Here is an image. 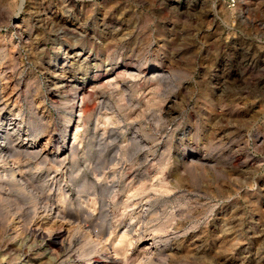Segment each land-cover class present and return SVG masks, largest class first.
I'll return each instance as SVG.
<instances>
[{"label":"rangeland","instance_id":"rangeland-1","mask_svg":"<svg viewBox=\"0 0 264 264\" xmlns=\"http://www.w3.org/2000/svg\"><path fill=\"white\" fill-rule=\"evenodd\" d=\"M0 108V264H264V0H0Z\"/></svg>","mask_w":264,"mask_h":264},{"label":"bare ground","instance_id":"bare-ground-1","mask_svg":"<svg viewBox=\"0 0 264 264\" xmlns=\"http://www.w3.org/2000/svg\"><path fill=\"white\" fill-rule=\"evenodd\" d=\"M258 2V1H257ZM73 3V2H72ZM257 4H255V6H256ZM43 9V8H42ZM42 11V10H41ZM66 11V10H65ZM68 11V10H67ZM188 12V11H187ZM38 13H40L41 14V12L39 11ZM51 21V22H50ZM49 22H50V24L52 25V24H54L53 23V21L52 20H50ZM64 30H65V28H64ZM93 78H96V75H94V77ZM95 80V79H94ZM89 84L90 83H88L87 85L85 84V83H83V84H80L79 86H75L76 88H75V93H74V100H76L77 98H79V96H81L82 97V95L84 94V93H86V90H87V87L89 86ZM71 86V84H68V87H70ZM74 88V87H73ZM4 108V107H3ZM1 109V108H0ZM88 107L86 106L85 107V110L86 111H88ZM2 116V115H1ZM10 125H14V126H16V124H15V122H13V121H11V124ZM2 127V126H1ZM10 128H11V126H10ZM16 130V129H15ZM22 133V132H21ZM19 136V135H18ZM9 138V137H8ZM12 138V137H11ZM3 139V138H2ZM8 140V139H7ZM6 140V141H7ZM13 141V140H12ZM66 143V142H65ZM3 144V143H2ZM7 146H8V144H6ZM5 145V146H6ZM10 145H11V143H10ZM0 147V154L2 155V153H5V152H7V150H8V147ZM34 146V145H33ZM9 149H10V147H9ZM13 149H15V150H19L18 151V153L20 152H25V153H29V154H32V155H36V157L38 156V157H40V156H43V154H44V151L43 150H41V151H36V150H34V147H32V145H30V146H28L27 145V143L25 144V142H24V140H22V139H20V137H18L17 138V140L14 142V145H13ZM11 152V151H10ZM71 152V151H70ZM73 152V151H72ZM12 153H13V151H12ZM22 154V153H21ZM4 156V155H3ZM10 156H12V155H10L9 154V158H10ZM1 157V156H0ZM8 158V157H7ZM43 158H45V157H43ZM41 159V158H40ZM58 160V159H57ZM59 161H60V159H59ZM61 162V161H60ZM59 163V162H58ZM62 164V163H61ZM69 179V178H68ZM21 180V179H20ZM22 186V185H21ZM58 189V188H57ZM59 194V193H58ZM60 211V210H59ZM58 211V212H59ZM40 217H42L43 218V220H45V221H48V220H50V217L52 216V215H54V217H58V215H56L55 214V211H54V208H52V207H48L46 204H45V207L43 208V210L42 211H40ZM61 215H62V213H61ZM64 216H66L65 214H64ZM63 217V216H62ZM64 218H66V217H64ZM54 220V219H53ZM63 220H65V219H63ZM70 220V219H69ZM73 221H75V220H73ZM79 224V223H78ZM40 226H41V224H40ZM48 231V230H47ZM89 231V230H88ZM49 232V231H48ZM50 232H52V231H50ZM90 232V231H89ZM88 232V235L90 234ZM46 233L44 232V231H40V229H39V227H36V232H35V238L36 239H38L40 242H42L45 246H46V249L49 251V257L50 258H46L47 260V264H54L55 262H59L61 259H62V255H55L54 253H52L53 252V249L54 248H56L57 246H61V244L62 243H58V239H59V233L58 232H56V233H51L49 236H47L48 238L46 239L45 237H46V235H45ZM97 235V234H96ZM98 239H99V237H95V239H93L92 240V242L90 243L91 244V247H92V250H94V249H96V247L97 246H99L100 245V241H98ZM76 241V240H75ZM39 243V242H38ZM121 243H123V242H121ZM121 243H119V245H121V247H119V248H121V249H118V250H114L113 252L114 253H112V254H115L116 256H118V255H124L125 253H126V249H124L125 248V246H124V248L122 247L123 245L121 244ZM118 244V243H117ZM118 246V245H117ZM105 247V246H104ZM55 250V249H54ZM104 251V250H103ZM105 252H106V255L109 257V258H111L112 259V257H110L109 256V252H108V249H105ZM61 254V253H60ZM43 255V257H45V254H42ZM47 255V254H46ZM100 255V254H99ZM105 255V254H104ZM139 258V257H138ZM71 259V258H70ZM72 260H73V258H72ZM76 260V259H75ZM74 260V261H75ZM77 261V260H76ZM102 263V261H100L99 260V258H93V259H91V260H89L88 261V264H101ZM113 263H114V260H113ZM112 263V264H113ZM133 264V263H132Z\"/></svg>","mask_w":264,"mask_h":264},{"label":"built area","instance_id":"built-area-1","mask_svg":"<svg viewBox=\"0 0 264 264\" xmlns=\"http://www.w3.org/2000/svg\"><path fill=\"white\" fill-rule=\"evenodd\" d=\"M227 6H228V8H234L235 7V0H227Z\"/></svg>","mask_w":264,"mask_h":264}]
</instances>
